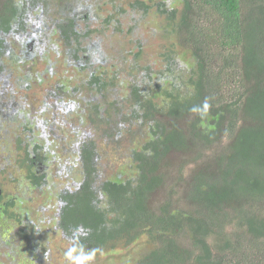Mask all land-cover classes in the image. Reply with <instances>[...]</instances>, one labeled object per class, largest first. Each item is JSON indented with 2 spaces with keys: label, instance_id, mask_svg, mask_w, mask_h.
<instances>
[{
  "label": "trees",
  "instance_id": "obj_1",
  "mask_svg": "<svg viewBox=\"0 0 264 264\" xmlns=\"http://www.w3.org/2000/svg\"><path fill=\"white\" fill-rule=\"evenodd\" d=\"M12 2L26 13L55 15L44 38L76 70L87 67L79 71L88 70L82 86L94 92L89 107L117 95L105 66L81 48L94 33L89 15L78 12L86 0ZM172 2L104 3L112 15L129 16V32L155 13L162 17L165 66H140L143 39L130 60L116 54L119 63L127 57L115 74L128 72V84L105 113L98 101L88 117L111 143L127 142L128 160L110 176L85 152L63 239L89 262L144 242L147 251L132 264H264V0ZM33 162L28 152L24 168L35 181Z\"/></svg>",
  "mask_w": 264,
  "mask_h": 264
},
{
  "label": "flooded vegetation",
  "instance_id": "obj_2",
  "mask_svg": "<svg viewBox=\"0 0 264 264\" xmlns=\"http://www.w3.org/2000/svg\"><path fill=\"white\" fill-rule=\"evenodd\" d=\"M19 10L22 11L16 13ZM0 11L3 13V17L0 18V70L5 67V60L11 57V52L6 45L8 41L21 54L18 60L21 61L18 70L20 71V76L24 77L17 85H13L11 90H8V84L6 80L2 79L3 75L0 72V109L4 112L2 114L3 118L0 117V122L5 123L6 128L5 130H0V192L2 194V196L0 195V264H51L48 262H53L55 258L51 256V259H48L47 253H51V255L75 253L74 246L67 251L57 248L52 249L46 242L44 233L49 237L52 236V240L56 239V232H59L62 238L69 239L66 237L67 232L62 228L64 216L72 204V201L68 202L67 200L75 193L76 184L72 180V184L59 189L60 180L66 181L63 178L70 172L62 169L56 175L59 180H55L52 166L50 165L54 155H50L46 149L52 144V139L58 144V147L64 144L65 148H60V158L62 157L69 164L72 155L76 151L75 154L78 156V162L82 169L86 162L85 152H92L89 155L102 159L101 157L103 156L99 154L97 140L88 141V139L107 138L109 140L110 137L104 133L103 129L100 132L93 131L88 112H91L92 106L100 101L102 102L100 104L101 109L105 113V106L108 105V102L104 103L103 99H97L89 107L90 102L88 101L91 100L94 94L92 92V95L87 100L88 103H83L82 109L86 110L85 114L88 117L86 127L90 129V133L88 136L83 135L81 137H73L66 132L60 136L53 130L52 134H50L45 130L44 116L32 118L39 111H19L14 108L15 105L10 98L12 99L16 93L21 94L35 90L32 95L36 98L26 94V101L24 102L26 105H30L34 100L40 99L37 97L39 94L38 88L44 80L37 67L40 65L42 58L51 55L56 67L60 65V60L64 62L65 68L67 63L73 69L75 66L71 65L69 60H67L69 58H66V52L57 50L52 41L48 43L45 40V32L43 33L42 27L38 25L39 18L36 22L38 29H29L28 15L31 10L26 13L27 8L17 9L12 0H0ZM24 14L25 22L22 21ZM10 37H15V39L12 40ZM81 48L85 51V58H89L91 55L86 52L84 41ZM145 48L146 42L143 44V49ZM2 50L3 55L1 57ZM103 55L108 57L106 52H103ZM162 58L165 63L163 56ZM94 61L96 62L95 59ZM105 63V61H102L99 64L105 66ZM90 65L98 70V65ZM82 68L87 69L84 65L83 67H78L77 70L79 71ZM81 72L83 73V80H85L88 70L87 72L84 70L79 71V73ZM83 80L77 82L79 87H74V92H78L81 88L92 90L88 89L86 85L82 86ZM22 83H24L22 88H16ZM70 83V81H63L60 87L61 91H64L65 87ZM41 92L44 91L41 90ZM5 93L8 94V100H4L3 94ZM53 95H56V93H50V90H47L46 94L40 97H52ZM77 139H80L79 142L76 141ZM90 143L95 144V150H92ZM7 147L10 148L7 149ZM66 148L69 149L67 150ZM28 152L31 154L33 163L37 168L35 181L28 179V172L30 171L24 168ZM32 172H35V168H33ZM4 184L9 187L12 186L19 193L18 196H9L8 200H5ZM73 228L71 230L75 231Z\"/></svg>",
  "mask_w": 264,
  "mask_h": 264
},
{
  "label": "rangeland",
  "instance_id": "obj_3",
  "mask_svg": "<svg viewBox=\"0 0 264 264\" xmlns=\"http://www.w3.org/2000/svg\"><path fill=\"white\" fill-rule=\"evenodd\" d=\"M109 1H112V3L115 4L120 2V0H86L84 7L78 11L81 15H89L87 24L89 29L94 31L90 38L84 41V48L86 52L96 60V63L99 64L102 61L106 62L105 71L109 74L108 81L110 82L111 89L117 94L116 96H114V93L109 95L106 100H104V103L111 101L113 97L117 98L119 96L118 88L128 84V80L124 78L127 77L128 72H125L122 75L115 74V72L127 67V55H133L137 48L134 44L135 42H138L141 39H143L142 42H146V48L143 49L144 53H142L141 56L140 66H145L146 64L151 63L155 72L163 71L165 63L162 54L164 52V47L168 46L167 40L163 37L162 33H160L161 31L159 29L162 17L155 13V8L152 12L155 13L154 16L151 15L149 19L145 18V20H148L147 22L139 21V29L129 32V26H133L135 23L130 21L128 18L129 16H120L119 14L112 15L110 9L104 5L106 2L109 4ZM163 1L168 2L169 5L173 3V0ZM177 7L180 8V6ZM54 17L55 15L53 14L52 18H49L42 9L39 11L31 10L28 15L29 29H38L36 27V22L39 18L38 25L42 27L43 33L45 32L48 34L50 33L49 21H52ZM138 19L140 20L141 18ZM81 23L82 26H85L84 21L81 20ZM10 38L12 40L15 39V37ZM6 45L11 52V57L10 59L5 60V67H2L0 72L3 75L2 79L6 80L8 84V90H11V87L17 85L24 77L20 76V71L18 70L21 63V61L18 60L21 57V54L12 43L7 41ZM103 52H106L108 57L104 56ZM119 52H125L127 56L122 58L121 63H119L118 57L116 56ZM128 58L129 60L131 59V57ZM37 68L41 75H43L44 80L38 88L39 94L37 97L40 99L34 100L30 105H26L24 104L26 101V94L32 95L35 93V90L21 94L16 93L12 99L10 98L15 105L14 108L19 111H39V113L32 118L44 116L45 130L50 134H52L53 130L60 136H62L64 132L73 137H81L83 135L88 136L90 133V129L86 127L88 117L85 114L86 110H83L82 106L83 103L87 102L92 95V92L85 88H81L78 92L73 91L74 87H79L77 82L83 80V73H79L75 68L73 69L69 66L68 63L65 68L62 60H60V65L56 67L51 55L42 58L41 63ZM63 81H70L71 83L65 87L64 91H61L60 87L62 86ZM23 84L24 83L20 84L16 88H22ZM41 90L44 92H41ZM45 90H50V93H56V95H53L52 97H40L46 94ZM3 97L4 100H8L7 93L3 94ZM2 114H4V112L0 109L1 118H3ZM5 129V123L0 122V130ZM79 140L80 139H77L76 141L79 142ZM90 140H97L99 154L109 161V163L107 161L100 162L99 159L100 166L106 169L110 176L119 174L122 161L128 160L126 158L129 150L127 142L123 141L121 143L113 144L107 138H89L88 141ZM8 148L10 147H7V149ZM60 148H65L64 144H61L58 147V144L52 139V144L46 149L50 155H54V159L50 164L55 176L54 179L59 180L56 178V175H58L62 169H65L70 173L63 178L66 181L60 180L61 183L59 184V189H63L65 186L72 184V180L78 185L82 181L83 173L80 163L78 162V156L75 154L76 151L74 150L75 152L72 155L69 164H67L65 159L62 157L60 158ZM66 149L68 150L69 148ZM126 174L129 175L130 173ZM3 192L5 194V200H8L9 196L15 197L19 194L12 186L9 187L6 184L3 186ZM55 236L56 239L52 240V236L49 237L44 233V238L52 249L57 248L67 251L72 247L71 240L63 239L59 232H56ZM146 251L147 245H145L144 242H139L130 249H120L116 252L102 254L95 258L94 261L90 262L80 256H76L75 253H66V255H51V253H47V258L51 259V256L55 258L53 262H48L51 264H132Z\"/></svg>",
  "mask_w": 264,
  "mask_h": 264
},
{
  "label": "clouds",
  "instance_id": "obj_4",
  "mask_svg": "<svg viewBox=\"0 0 264 264\" xmlns=\"http://www.w3.org/2000/svg\"><path fill=\"white\" fill-rule=\"evenodd\" d=\"M39 11V9H37Z\"/></svg>",
  "mask_w": 264,
  "mask_h": 264
}]
</instances>
